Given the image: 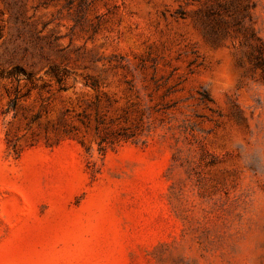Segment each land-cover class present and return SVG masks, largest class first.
<instances>
[{
	"label": "rangeland",
	"instance_id": "374dc122",
	"mask_svg": "<svg viewBox=\"0 0 264 264\" xmlns=\"http://www.w3.org/2000/svg\"><path fill=\"white\" fill-rule=\"evenodd\" d=\"M0 264H264V0H0Z\"/></svg>",
	"mask_w": 264,
	"mask_h": 264
},
{
	"label": "trees",
	"instance_id": "16d2710c",
	"mask_svg": "<svg viewBox=\"0 0 264 264\" xmlns=\"http://www.w3.org/2000/svg\"><path fill=\"white\" fill-rule=\"evenodd\" d=\"M99 128V127H98ZM132 135H130L129 133H119L114 135L113 139H109V137L105 136V135H100V140H99V145L101 146V148L104 146L105 143H114L115 140L119 141L121 139H125L127 140L128 138H130Z\"/></svg>",
	"mask_w": 264,
	"mask_h": 264
}]
</instances>
